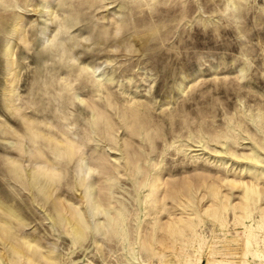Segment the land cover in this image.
<instances>
[{
    "label": "rangeland",
    "instance_id": "374dc122",
    "mask_svg": "<svg viewBox=\"0 0 264 264\" xmlns=\"http://www.w3.org/2000/svg\"><path fill=\"white\" fill-rule=\"evenodd\" d=\"M0 264H264V0H0Z\"/></svg>",
    "mask_w": 264,
    "mask_h": 264
},
{
    "label": "bare ground",
    "instance_id": "6f19581e",
    "mask_svg": "<svg viewBox=\"0 0 264 264\" xmlns=\"http://www.w3.org/2000/svg\"><path fill=\"white\" fill-rule=\"evenodd\" d=\"M248 194H250V193H248ZM247 197H248V196H247ZM247 197H246V198H247Z\"/></svg>",
    "mask_w": 264,
    "mask_h": 264
}]
</instances>
